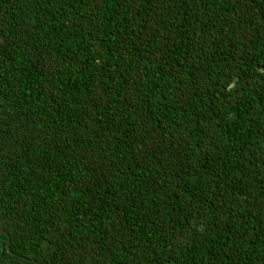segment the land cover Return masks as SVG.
I'll list each match as a JSON object with an SVG mask.
<instances>
[{
  "label": "trees",
  "instance_id": "16d2710c",
  "mask_svg": "<svg viewBox=\"0 0 264 264\" xmlns=\"http://www.w3.org/2000/svg\"><path fill=\"white\" fill-rule=\"evenodd\" d=\"M0 264H264V0H0Z\"/></svg>",
  "mask_w": 264,
  "mask_h": 264
},
{
  "label": "water",
  "instance_id": "95a60500",
  "mask_svg": "<svg viewBox=\"0 0 264 264\" xmlns=\"http://www.w3.org/2000/svg\"><path fill=\"white\" fill-rule=\"evenodd\" d=\"M0 233H3V231H0Z\"/></svg>",
  "mask_w": 264,
  "mask_h": 264
}]
</instances>
